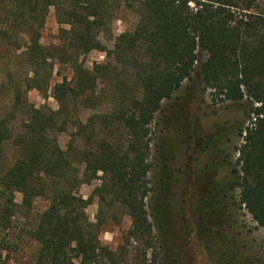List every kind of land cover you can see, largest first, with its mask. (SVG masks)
I'll return each instance as SVG.
<instances>
[{"label": "trees", "instance_id": "trees-1", "mask_svg": "<svg viewBox=\"0 0 264 264\" xmlns=\"http://www.w3.org/2000/svg\"><path fill=\"white\" fill-rule=\"evenodd\" d=\"M51 6L68 27L46 52L37 41ZM123 10L133 11L137 22L108 49L99 33ZM20 31L28 35L34 72L50 57L69 64L72 76L53 85L56 110L31 107L17 87L13 110L0 116V255L11 248L7 235L16 221L41 196L48 204L28 231L38 243L31 264H119L115 251L99 243L102 219L88 220L86 201L74 188L102 171L111 202L126 206L144 226L149 125L185 81L201 92L211 89L220 102L248 100L250 121L239 130L233 171L239 204L264 228V0H0V40ZM94 49L129 70L107 62L86 68L79 57ZM112 71V107L97 119L105 132L93 137L94 121L78 111L100 103L106 91L100 84ZM17 110L27 114L19 129ZM71 121L81 148L57 141L56 132ZM6 145L16 149L12 158L4 154ZM99 196L101 212L105 194Z\"/></svg>", "mask_w": 264, "mask_h": 264}, {"label": "rangeland", "instance_id": "rangeland-1", "mask_svg": "<svg viewBox=\"0 0 264 264\" xmlns=\"http://www.w3.org/2000/svg\"><path fill=\"white\" fill-rule=\"evenodd\" d=\"M136 22L133 11L123 10L99 33V39L111 49L115 38L131 31ZM67 27L58 23L54 8L49 7L37 45L51 51L59 45L60 32ZM8 39L0 40V116L10 115L13 110L17 87L23 89L24 100L31 107L45 112L56 110L58 102L52 88L63 77L71 78L69 64L48 57L34 72L28 35L20 31L15 36L10 33ZM79 60L86 68L107 62L116 71L124 70V74L129 70L96 49L81 54ZM114 74L112 71L100 84L106 88L100 103L78 111L82 120L94 121L90 127L93 137L105 132L97 119L111 110L110 80ZM211 92H201L198 85L185 81L171 98L162 101L155 113L149 125L146 154L149 169L147 196L143 198L144 226L134 220L126 206L111 202V195L106 194L108 175L102 171L75 186V194L86 201L88 220L102 219L99 243L115 251L119 264H264V228L239 204L240 189L235 184L238 174L233 171L239 168V130L250 121L248 100L220 102ZM26 116L17 110L15 127H22ZM72 121L66 130L56 132L62 148L70 143L82 147V139L74 135L76 127ZM4 154L12 158L15 147L6 145ZM100 193L105 194L101 212ZM15 200L21 202L20 192L15 193ZM47 204L44 197H36L30 213L16 221L7 235L11 248L0 255V264L34 262L38 243L28 231Z\"/></svg>", "mask_w": 264, "mask_h": 264}, {"label": "built area", "instance_id": "built-area-1", "mask_svg": "<svg viewBox=\"0 0 264 264\" xmlns=\"http://www.w3.org/2000/svg\"><path fill=\"white\" fill-rule=\"evenodd\" d=\"M259 104V103H258ZM247 125H248V123H247ZM245 133V132H244Z\"/></svg>", "mask_w": 264, "mask_h": 264}]
</instances>
